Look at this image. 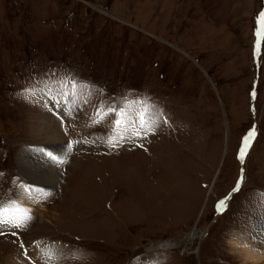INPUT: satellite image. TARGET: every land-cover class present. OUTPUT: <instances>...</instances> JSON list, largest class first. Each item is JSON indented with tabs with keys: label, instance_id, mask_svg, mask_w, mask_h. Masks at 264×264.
<instances>
[{
	"label": "rangeland",
	"instance_id": "obj_1",
	"mask_svg": "<svg viewBox=\"0 0 264 264\" xmlns=\"http://www.w3.org/2000/svg\"><path fill=\"white\" fill-rule=\"evenodd\" d=\"M261 12L264 0H0V200L28 202L33 217L0 235V264L5 245L31 253L42 241L71 247L56 264H251L232 242L264 247ZM66 77L74 95L61 94ZM40 81L43 92L21 94ZM52 100L78 110L49 121L59 140L37 127ZM109 105L128 113L115 131L94 122ZM44 156L50 183L23 168Z\"/></svg>",
	"mask_w": 264,
	"mask_h": 264
},
{
	"label": "snow or ice",
	"instance_id": "obj_2",
	"mask_svg": "<svg viewBox=\"0 0 264 264\" xmlns=\"http://www.w3.org/2000/svg\"><path fill=\"white\" fill-rule=\"evenodd\" d=\"M257 24L258 28L256 31L257 36V45L255 46L256 49H259L260 46V40L264 39V12H261L257 17ZM43 84V87H40L39 85ZM59 84L61 85V94L63 95H74L75 90L80 86L79 82L76 81L72 77H66L59 81ZM47 87V83L40 81L37 83H33L28 87H25L22 91V95L25 96V98L34 97L37 96L39 92H43L44 88ZM69 89L70 91L64 92L63 89ZM142 107L144 109V113L141 115V125L143 126L144 121V115L152 112L153 107L151 106L147 101H144L142 104ZM127 110L125 107H121L119 112L112 106H107L105 108L98 109L96 115L99 117V120L94 121L95 123H99L105 120H108L113 128V130L120 129L124 127L125 120L124 117L127 116ZM111 118V119H110ZM116 135L119 136V132H116ZM255 137V129L250 131L247 136L244 137L242 141L241 150L238 154V159L243 164L245 161L246 156L248 155V151L251 147V141ZM109 144H112L113 146L116 143L115 137H110L108 140ZM73 143H79V141L72 142L70 141L67 145L68 150L70 151L72 149ZM43 151V150H41ZM49 158L52 160H56L55 156H52L50 153L48 154ZM63 161H61L62 163ZM244 183L243 176L240 180L237 181L236 187L232 189V192L225 197L224 200H221L217 204V211L220 212L222 210H226L228 207V201L231 199L232 195L238 193L241 191V186ZM19 188V191L21 194H23L26 197L31 196L32 194V187L29 185H25L23 183H20L17 185ZM47 195V194H46ZM261 199H264V193L258 194ZM33 217L31 215L30 210L23 209L17 202V199H13L12 197H9L8 200H0V235H4L7 230L11 229L12 234H16V230L26 228L30 225ZM23 247V245H21ZM44 258V264H56L57 259L60 257L57 253L49 250V252L43 253Z\"/></svg>",
	"mask_w": 264,
	"mask_h": 264
},
{
	"label": "bare ground",
	"instance_id": "obj_3",
	"mask_svg": "<svg viewBox=\"0 0 264 264\" xmlns=\"http://www.w3.org/2000/svg\"><path fill=\"white\" fill-rule=\"evenodd\" d=\"M52 101H53L52 103L54 105V106H52V108H50L47 105L48 108L42 109L43 111L39 115L40 121L37 123L38 124L37 127L40 129V131L44 132L48 138L53 139V140H59L61 138L60 137V129L58 126L59 123L57 124V122H55V120H54L52 124H49V121L51 119H58V118L60 119L63 116L67 117V115L72 116L71 114H73V116H74L77 114L76 112H78V110H76L74 108L73 104H71V105H69V104L63 105L62 104V106H60V103H59V106H60V110H59V108L57 106H55V104H56L55 100H52ZM50 149L56 151L52 154H54L53 156L56 155L57 161L61 160V158L66 155L65 152L67 151V147L64 144L55 145L54 148H50ZM56 160H54V161H56ZM46 161L47 160L44 156L43 159L41 158L40 162L36 161L38 164H36L35 166L31 165V167H29V166L24 164L23 168L27 169L25 174L28 177H30L31 179L32 178L33 179L41 178L42 182L50 183V181H51L50 179H52L54 177V176H51V174L54 172L51 171L53 169V167L51 165H49V163H46ZM35 182H36V180H35ZM22 208L28 209L30 211L32 210L29 203L26 201L23 202ZM195 234L196 233H193L192 235H195ZM262 239H264V238H262ZM262 239L260 238L261 242H263ZM260 240H259V242H260ZM36 243L33 244L32 250H30L31 253H29L27 251H21V250L14 249L13 244H9L7 246L5 245L6 250H10L11 252L14 251L11 254V256L8 258L7 262L10 264H31L29 262L28 256L31 255L37 259L44 260L42 254L49 252V250H51V251L57 253L58 256L60 257L59 259H57L56 263H61V262L65 261L66 259H68V257L73 254V252L71 251L72 249H70L71 247H68V250H67V249H65L64 246H55L54 244H49V242H43L42 241V243H40V242L39 243L36 242ZM232 243H233V246L236 247V249H237L236 251L244 259L249 260L251 264H264V247L259 248L260 246L256 247L255 244L250 245L247 241H242L238 237L233 238ZM164 246H167V245H163L162 247H164Z\"/></svg>",
	"mask_w": 264,
	"mask_h": 264
}]
</instances>
